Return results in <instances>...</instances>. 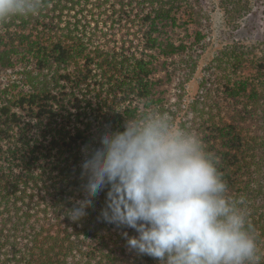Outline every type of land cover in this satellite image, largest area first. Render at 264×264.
Returning <instances> with one entry per match:
<instances>
[{"label":"trees","instance_id":"obj_1","mask_svg":"<svg viewBox=\"0 0 264 264\" xmlns=\"http://www.w3.org/2000/svg\"><path fill=\"white\" fill-rule=\"evenodd\" d=\"M0 23V264H158L101 218L106 191L79 221L82 149L126 118L166 112L219 158L244 197L264 264V35L226 45L203 68L204 0H41ZM236 19L249 0H221Z\"/></svg>","mask_w":264,"mask_h":264},{"label":"clouds","instance_id":"obj_2","mask_svg":"<svg viewBox=\"0 0 264 264\" xmlns=\"http://www.w3.org/2000/svg\"><path fill=\"white\" fill-rule=\"evenodd\" d=\"M41 0H0V23L37 15ZM84 196L66 207L81 220L106 191L101 218L127 247L158 264H259L257 236L244 197L229 194L219 158L194 131L166 113L126 118L82 149Z\"/></svg>","mask_w":264,"mask_h":264},{"label":"rangeland","instance_id":"obj_3","mask_svg":"<svg viewBox=\"0 0 264 264\" xmlns=\"http://www.w3.org/2000/svg\"><path fill=\"white\" fill-rule=\"evenodd\" d=\"M250 8L244 16L236 19L227 14L221 0H204V8L210 16L211 33L207 49L202 54L197 71L188 83V99L198 92L203 68L213 60L226 45L236 41L255 42L264 35V0H249Z\"/></svg>","mask_w":264,"mask_h":264}]
</instances>
